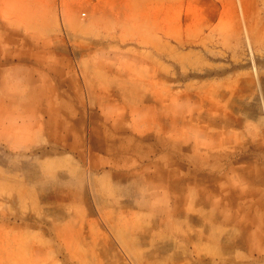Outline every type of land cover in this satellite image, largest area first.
Returning <instances> with one entry per match:
<instances>
[{"label":"rangeland","instance_id":"374dc122","mask_svg":"<svg viewBox=\"0 0 264 264\" xmlns=\"http://www.w3.org/2000/svg\"><path fill=\"white\" fill-rule=\"evenodd\" d=\"M0 264H264V0H0Z\"/></svg>","mask_w":264,"mask_h":264}]
</instances>
